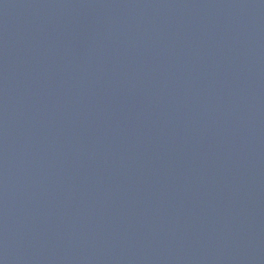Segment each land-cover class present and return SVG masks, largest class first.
I'll use <instances>...</instances> for the list:
<instances>
[{
  "label": "water",
  "instance_id": "95a60500",
  "mask_svg": "<svg viewBox=\"0 0 264 264\" xmlns=\"http://www.w3.org/2000/svg\"><path fill=\"white\" fill-rule=\"evenodd\" d=\"M0 264H264V0H0Z\"/></svg>",
  "mask_w": 264,
  "mask_h": 264
}]
</instances>
